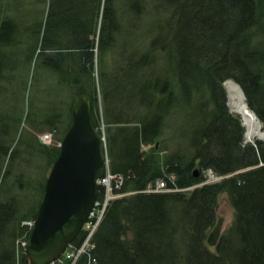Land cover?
<instances>
[{
    "label": "trees",
    "instance_id": "trees-1",
    "mask_svg": "<svg viewBox=\"0 0 264 264\" xmlns=\"http://www.w3.org/2000/svg\"><path fill=\"white\" fill-rule=\"evenodd\" d=\"M17 3V18L6 16L0 22V97L10 95L4 71L20 63L14 56H2L5 49L17 47L19 16L24 13ZM48 8L43 21L38 14L33 25H27L31 32L24 40L22 60L28 74L32 67L34 72L51 70L72 97L89 96L98 129V38L111 170L124 176L120 191L130 194L111 204L93 234L92 259L97 264H264V141L245 143V128L229 113L222 88L224 81L235 80L264 125V51L253 46L256 34L264 33V0H49ZM175 17V32L166 42L164 31ZM109 53L111 73H120V81L111 80L103 68ZM21 83L20 109L5 99L1 103L8 107L0 113V264H30L31 229L25 222L36 221L47 182L44 176L31 178V165L18 173L20 161H15L17 150L11 152V136L23 118L35 132L47 130V125L59 130L58 120L64 118V133L72 118V106L66 115L60 110V117L57 110L37 111L26 81ZM180 112L186 117L175 120L171 140L178 150L167 154V146L152 147L166 137L167 115ZM30 144V152L39 149ZM144 145L151 149L144 150ZM42 152L52 166L60 148ZM196 164L201 170L234 176L191 194L146 192L159 179L171 190L196 186L202 179L193 170ZM104 172L101 169L97 179ZM30 192L34 197L27 196ZM224 193L235 221L212 251L207 238ZM86 234L72 246L79 248Z\"/></svg>",
    "mask_w": 264,
    "mask_h": 264
},
{
    "label": "rangeland",
    "instance_id": "rangeland-1",
    "mask_svg": "<svg viewBox=\"0 0 264 264\" xmlns=\"http://www.w3.org/2000/svg\"><path fill=\"white\" fill-rule=\"evenodd\" d=\"M21 3L23 8H21L22 11H24L22 15V17L19 16V18H21V26H19V31L20 33L18 34L17 38H16V42H17V47L16 48H7L5 49L3 52L2 51V56L5 55V59L11 58V57H15L14 59H16L17 62L20 61V63L13 65L11 69H7V71H4L2 76L3 81L8 80V93L10 95L8 96H4V97H0V113L4 112L6 110V108L8 106L5 107V105L9 104L11 106V108H18L20 109V105L22 104V89L24 87V85L22 86L21 81H26V85L28 87V89L26 90L27 93L29 92L30 95V91H31V95L33 97L34 100V108L38 109L37 111H40L42 113L45 114L44 111H49V110H54L56 111V116L59 115V113L61 112L60 110L64 111V113L62 112L63 115H66L67 111H70V107L72 106L73 109V105L75 100L78 97H72V95L69 93H67V89H64V86L62 87V85H60L59 80L57 75L54 74V72H52L51 70L48 69H42L40 68V70H36L34 72V69L32 67V70L29 72V68L28 65L25 61H23V50L26 47V42L24 40H26V36L30 34V30L29 27L27 25H33V21H35V17H37V15L39 14V22L40 20H44L45 16L43 17V13L45 12V15L47 13V10L49 9V0H0V7L2 6V8H0V22L3 21V19L7 16V17H14L17 18L16 16V10L18 8H15V3ZM18 4V3H17ZM16 9V10H15ZM22 13V12H21ZM174 19V20H173ZM171 20V22L166 26V32L164 31V34H166L165 36V40L170 41V39L172 38V33L175 32V27L177 24V19L176 17L173 18ZM26 24V25H25ZM20 25V24H19ZM25 26H27V29L25 30ZM256 33L259 34V32L256 31ZM257 39L254 40V45L255 47H257L258 49L261 48L262 52L264 51V33L257 35L256 34ZM149 42V41H148ZM38 51V50H37ZM95 53V64H94V77H95V82H96V89H97V106L99 107L98 110V120H99V128L97 129L99 131V133L104 137L105 141V153H106V160L104 165L99 169V171L101 169H104V175L102 177H100L99 179H97V185H98V197H97V202L98 200H102L104 197V203H105V209L103 207H99L96 208L94 210V218H98L100 219L101 222H99V224H95L96 227L94 228V226H90L87 223L85 225V227H87V233L90 234H86V237L83 238V244H81L80 246H78L79 248H75L74 246L71 247V249H69V251L66 252V255H63L62 260L57 263V264H97L96 259H92L91 256V251L93 250V233L96 232L97 228L102 224V221L104 220V217L106 215V213L108 212L109 207L111 206V204L117 200L122 199L124 196H128L130 194L128 193H121V188L124 186L125 184V178L123 175L121 174H115L114 172H112L111 170V160H110V156H109V152H108V134H109V130H108V126L106 121L103 118V102H104V94H103V90L101 88L100 85V70H102V63H101V59H100V55L98 52V38L96 39V47L94 50ZM113 53V52H112ZM112 53H109L105 59H104V67L103 68H107L108 73L113 71L114 66H112ZM39 55V52H36L34 54V61L35 58L37 59V56ZM24 62V64H22V61ZM118 60V58H117ZM9 62H11V59L9 60ZM115 65V64H114ZM118 65V64H117ZM117 65L115 67H117ZM113 67V68H112ZM11 70V71H10ZM28 74V77H27ZM112 74V73H111ZM113 75V78H112ZM109 75V78L111 80H121L120 79V73L119 74H112ZM117 78V79H116ZM122 78V77H121ZM229 80H233V79H229ZM228 81V80H227ZM235 81V80H233ZM225 82L224 81L222 83V88L223 91L226 93V97H227V107H228V111L229 113L232 115V117L234 119H237L238 121L241 122V124L243 125V127L245 128V143H248L246 141V133H247V127L244 124L243 118L241 115L237 114L232 106H231V102H230V96L228 93V90L226 89L225 86ZM236 82V81H235ZM113 85L111 86L110 91H112V88L114 87L115 82H112ZM237 83V82H236ZM3 85H6L3 84ZM237 85L240 87L242 93L244 94V97L246 99L247 102V106L249 107V109L257 116V114L250 108L245 92L242 89V87L237 83ZM26 88V87H25ZM66 88V87H65ZM26 93V94H27ZM21 96L20 100L17 101V96ZM81 96H86V95H81ZM79 96V97H81ZM29 97V96H28ZM89 97V96H86ZM209 94H207L206 99H209ZM90 98V97H89ZM7 101L6 104H1L3 101L5 100ZM91 101V98H90ZM59 105V108H58ZM210 105V103H209ZM9 106V107H10ZM91 107H92V102H91ZM215 105L212 104L210 105V109H214ZM26 111H28L29 106H28V99L27 102L25 104ZM21 111V110H20ZM22 113V112H21ZM25 113V112H24ZM23 115V114H22ZM71 116H72V112H71ZM168 116V117H167ZM165 118L166 123H167V132H166V137L164 136V138H166L167 140H164L166 142L163 141L164 138H159L161 141L159 144H154L152 147L156 148H160V147H165L167 146V154H172L174 151H177L178 148L177 146L171 141L172 138H175V135L173 134L174 132V127H175V120L178 119V117H186L185 115H182V112L179 113V116L177 114H171V115H167ZM60 117V116H58ZM194 117H195V113H194ZM258 118V116H257ZM259 119V118H258ZM72 118L71 120L68 119L67 123H68V128L66 129L68 131L70 124H71ZM147 121V120H146ZM260 121V119H259ZM62 122V124H61ZM178 122V121H177ZM195 122L197 123L196 117H195ZM261 122V121H260ZM262 123V122H261ZM56 124V123H55ZM58 124H60V129L56 130V129H51V125H47L48 128L47 130L43 131V132H35L33 130V128H31L32 126L25 120V118H23L22 123L19 124V129L18 131H16L14 136H11L12 138V143L10 144L11 146V152L14 150L16 152L17 150V154L15 156V161H20L18 164L19 167L17 168V170L19 171L18 173H22L24 169L26 170V168H28V165H31L30 169H29V174L30 176H32L31 178L34 180L37 179H41L43 176L46 178V181L50 175V172L54 166V164L51 166L50 165V161L48 162V157L47 154L42 151H44L45 149H50L51 151H55V148H60L61 151V144L62 141L67 133V131L64 133V128H65V120L64 118H59L58 120ZM65 124V125H64ZM166 126V124H165ZM264 128V125L262 127V129ZM264 131V129H263ZM156 140V139H155ZM9 141V142H11ZM177 141V139H176ZM262 141V140H259ZM33 145V149L35 147L34 144H36V147L38 145L39 149L36 148V151L33 150V152H30L29 149H27L28 144ZM256 143V142H255ZM253 144V143H252ZM144 150H150L151 146H143ZM13 151V152H14ZM180 152V151H179ZM51 153V152H50ZM165 152L161 151V155L164 157H166L167 155L164 154ZM175 153V152H174ZM52 154V153H51ZM6 161V157L5 159H2L1 163L5 164ZM57 161V159H56ZM55 161V162H56ZM18 163V162H16ZM7 164V163H6ZM194 172H197L196 177L200 176L202 179L198 180L196 186L192 187V188H188V189H184V190H180V189H175V190H171L168 187V182L164 179L160 180V182H164L166 184V188H161V191L158 189L157 187V181H155V183L151 184L146 192L147 193H153V192H157V193H169V192H175V191H184L187 192L188 194H191V192L198 187L204 186V185H214V184H218L220 182H222L224 179L232 177V176H221L218 175L217 173H215L212 169H204L201 170L198 166V164H196L193 168ZM98 171V173H99ZM16 174V172H14ZM28 173V172H26ZM169 177V175H168ZM170 178V177H169ZM174 180V177H173ZM12 181V180H11ZM10 181V182H11ZM10 182L7 183V188H9V184ZM47 183V182H46ZM119 186V187H118ZM164 189V190H162ZM118 191V192H117ZM118 193V194H117ZM25 194V193H24ZM100 194H102V197L100 198ZM128 194V195H127ZM28 197H34V195H32V193L30 192L28 195ZM107 200V201H106ZM104 206V205H103ZM102 210H105L103 212H101ZM92 217V216H91ZM235 221V210L229 200V197L227 194H222L220 195L219 198V202H218V209H217V219L216 222L214 224V226L212 227V229L209 231V235L207 238V245L210 248V244H209V238L211 237L212 234H218L216 237V239H214V244H212L213 248L211 249L212 251L216 250L217 244L220 241V239L227 233L228 230L231 229V227L233 226ZM28 222H33L35 225V221H28ZM28 222H25V224H27ZM27 227H29L28 225H26ZM219 228V232L216 233V230ZM214 234V235H215ZM79 235H83V233H80ZM25 246V243H23V247ZM77 249V250H76Z\"/></svg>",
    "mask_w": 264,
    "mask_h": 264
},
{
    "label": "water",
    "instance_id": "water-1",
    "mask_svg": "<svg viewBox=\"0 0 264 264\" xmlns=\"http://www.w3.org/2000/svg\"><path fill=\"white\" fill-rule=\"evenodd\" d=\"M104 141L92 120L90 98L78 97L30 231V264H54L87 223L97 202V174L106 160ZM214 234L209 238L210 249L218 235Z\"/></svg>",
    "mask_w": 264,
    "mask_h": 264
},
{
    "label": "bare ground",
    "instance_id": "bare-ground-1",
    "mask_svg": "<svg viewBox=\"0 0 264 264\" xmlns=\"http://www.w3.org/2000/svg\"><path fill=\"white\" fill-rule=\"evenodd\" d=\"M225 86H226V89L228 90V93L230 96V102H231V106H232L233 110L237 114L242 116L244 124L247 127L246 141L248 143H255L256 141H259V140L263 141L264 140V134H263L264 131L262 129V124L260 123V121L256 117V115L247 106L246 99H245L240 87L233 80L226 81ZM160 180H162V179H160ZM97 197H98V195H97ZM101 197L102 196H100V198ZM104 198L102 200H98V202H101L104 205V200H105ZM88 222H89V219H88L87 223ZM99 222H101V221L96 220L94 223L99 224ZM85 225L80 232V233H83V235L87 233V227H85ZM71 245L66 249L64 254H66V252L69 251V249H71V247H72ZM62 258H63V256H61V258L59 260H57L54 264L59 263L62 260Z\"/></svg>",
    "mask_w": 264,
    "mask_h": 264
},
{
    "label": "built area",
    "instance_id": "built-area-1",
    "mask_svg": "<svg viewBox=\"0 0 264 264\" xmlns=\"http://www.w3.org/2000/svg\"><path fill=\"white\" fill-rule=\"evenodd\" d=\"M157 184V187H158V189L161 191V188H166V184L164 183V182H160V180H158L157 182H156ZM119 187V186H118ZM162 190H164V189H162ZM99 207H105V203H104V206H103V204L101 203V202H96V204H95V208H94V210L96 209V208H99ZM105 209V208H104ZM94 210L92 211V213H91V215H90V218H89V222L87 223V226H88V224L90 225V226H94V228L96 227V223H94L96 220H100V219H98V218H94L93 216H94ZM103 211H105V210H102L101 212H103ZM104 213V212H103ZM92 216V217H91ZM26 225H28L29 226V228L30 229H32L33 228V226H34V223L32 222H28ZM90 234V233H89ZM94 234V233H93ZM89 236V235H88ZM77 250V249H76ZM64 255H66V254H64Z\"/></svg>",
    "mask_w": 264,
    "mask_h": 264
}]
</instances>
